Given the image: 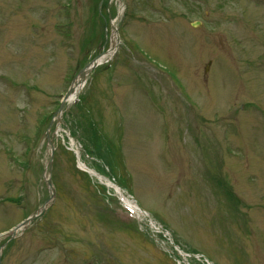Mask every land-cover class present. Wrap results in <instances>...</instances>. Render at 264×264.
Returning <instances> with one entry per match:
<instances>
[{"label":"rangeland","instance_id":"1","mask_svg":"<svg viewBox=\"0 0 264 264\" xmlns=\"http://www.w3.org/2000/svg\"><path fill=\"white\" fill-rule=\"evenodd\" d=\"M119 2L107 69L90 74L86 108L66 104L57 123L79 68L102 50L96 0H0V235L45 206L1 264H176L148 227L106 212L69 131L174 244L208 260L192 264H264V0Z\"/></svg>","mask_w":264,"mask_h":264},{"label":"bare ground","instance_id":"2","mask_svg":"<svg viewBox=\"0 0 264 264\" xmlns=\"http://www.w3.org/2000/svg\"><path fill=\"white\" fill-rule=\"evenodd\" d=\"M111 54H112L111 51H109L108 55H111ZM81 168L87 170L91 175H95V173H94L92 170H88V169H86V168L83 167V166H82ZM101 180H103V179L101 178ZM105 183H106V185H107L108 187L111 186L108 182L105 181ZM125 203H127V202H125ZM128 204H129V206H130V209L133 210V211H135V209H136V207H135V206H136L135 203H134V202H128Z\"/></svg>","mask_w":264,"mask_h":264},{"label":"water","instance_id":"3","mask_svg":"<svg viewBox=\"0 0 264 264\" xmlns=\"http://www.w3.org/2000/svg\"><path fill=\"white\" fill-rule=\"evenodd\" d=\"M47 183H49V181H47Z\"/></svg>","mask_w":264,"mask_h":264}]
</instances>
